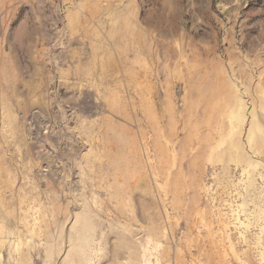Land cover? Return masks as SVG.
Listing matches in <instances>:
<instances>
[{"label":"rangeland","instance_id":"rangeland-1","mask_svg":"<svg viewBox=\"0 0 264 264\" xmlns=\"http://www.w3.org/2000/svg\"><path fill=\"white\" fill-rule=\"evenodd\" d=\"M0 264H264V0H0Z\"/></svg>","mask_w":264,"mask_h":264}]
</instances>
